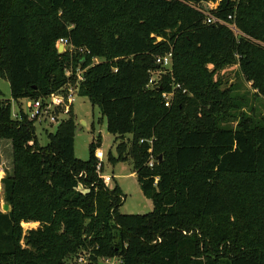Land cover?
Here are the masks:
<instances>
[{
  "label": "trees",
  "instance_id": "obj_1",
  "mask_svg": "<svg viewBox=\"0 0 264 264\" xmlns=\"http://www.w3.org/2000/svg\"><path fill=\"white\" fill-rule=\"evenodd\" d=\"M205 2L217 0H0V78L18 116L0 97L12 159L1 180L10 211L0 208V264H67L81 252L83 264H264V121L251 111L235 129L222 126L244 105L213 80L235 64L264 97V49L242 36L264 45V0H219L212 14L233 15L237 37L204 23L192 7ZM62 38L89 53L77 94L99 107L109 134L131 136L118 160H131L148 214L118 213L124 196L98 177L97 147L86 162L75 157L72 110L38 143L25 101L75 83L64 72L77 56L57 53ZM169 52L161 92L180 88L166 108L147 86ZM27 223L38 226L23 232Z\"/></svg>",
  "mask_w": 264,
  "mask_h": 264
},
{
  "label": "rangeland",
  "instance_id": "obj_2",
  "mask_svg": "<svg viewBox=\"0 0 264 264\" xmlns=\"http://www.w3.org/2000/svg\"><path fill=\"white\" fill-rule=\"evenodd\" d=\"M208 3V4H207ZM203 3L204 11H209L218 6L219 0L216 3ZM214 10V9H213ZM244 38L251 40L253 44L261 49L264 45L256 40H253L246 35ZM66 56H72L67 53ZM97 62L102 59H96ZM69 68L65 70L67 72ZM208 71L213 68L209 66ZM162 70L152 75L151 79L156 80ZM214 82H220L221 91H230L231 97L238 99L239 103L243 104L242 108H236L229 118L222 123V126L235 129L243 115H256L259 121H264V97L257 90L251 87V84L246 82L242 77L238 65H230L223 70L216 71L213 75ZM0 97L4 100L11 101V109L15 114L17 111L16 104L11 100L9 83L5 79L0 78ZM26 102V101H25ZM250 108V109H249ZM25 109V107H24ZM252 111V112H251ZM12 113V114H13ZM72 116H74V155L83 162L89 159V149L93 145L103 153V158L99 163L102 166L101 176L109 177L111 181L107 183L109 188L118 187L121 194L124 196L123 203L119 206L118 213L121 215H139L148 214L152 211V203L146 199L136 181L134 168L131 160H118L117 147L121 143L128 145L131 139L130 135L123 138L113 136L107 132L106 120L100 114V109L97 105H92L88 98L75 95V101L72 107ZM65 119V117H61ZM58 124L50 126L47 122L35 124V133L40 146H46L49 142L48 134L54 133ZM11 153L7 142L0 141V208L6 204L2 195L1 180L6 173L11 172ZM98 164V163H97ZM7 205V204H6ZM10 209V207H9ZM2 211V209H1ZM37 223L22 224L23 232L36 229ZM67 264H76V260L71 259ZM110 264H117L115 259L110 260Z\"/></svg>",
  "mask_w": 264,
  "mask_h": 264
},
{
  "label": "built area",
  "instance_id": "obj_3",
  "mask_svg": "<svg viewBox=\"0 0 264 264\" xmlns=\"http://www.w3.org/2000/svg\"><path fill=\"white\" fill-rule=\"evenodd\" d=\"M209 4H211V2ZM202 6L203 5H200V7L194 6L192 8L204 16L205 24L207 25L219 24V25L225 26L228 29H230L233 32L235 37L242 35L239 32V30L236 28L235 24L232 23V20L234 18L233 15L227 16L226 20L220 19L212 14L213 9L215 10L216 7L213 9H210L209 11H204V8H202ZM159 41L160 39H157V42ZM55 46H56V49L58 47H61L62 49L61 54L69 53L72 56H77V60H78L77 66L75 68L70 67L65 73V76L67 78H70L73 76L75 78V83L74 85H72L70 82H68L62 89H60L59 91L55 93L50 94L43 100L41 99H37L33 101L27 100L25 102V113H26L27 119L29 121H32L34 124L41 125L42 123L47 122L50 126H52L55 123L56 124L60 123L61 120H65L69 116L72 110L74 101H75V95L77 94V91H78L77 86L79 82L82 81L83 74L86 71L85 68H82L79 61L84 60L83 56L88 55L89 54L88 52H86L82 48H78V49L74 48L67 39H63V38L59 39L56 42ZM92 62L94 64L98 63L96 59H93ZM155 63L161 68L162 70L161 73L169 72L172 66L171 52L163 56L156 57ZM157 76L159 77L160 74ZM147 87L150 89L156 88V90L159 92H161L162 90L161 86L159 85L158 78L156 80L151 79ZM159 88L160 90H158ZM179 88H180V85L174 84L172 85V90L170 92H161V98H162L164 107L166 108L170 107L173 101L174 91ZM183 93H185L184 90H183ZM56 108H59L57 115L54 113V110ZM62 116L65 117V119H61ZM12 117L14 119L18 118L17 114H14V113L12 114ZM140 143H143V141L141 140ZM148 144L151 146L152 140H150ZM29 145H32V143H30ZM148 152L151 153V149H149ZM94 156L98 162V165H97V172H98L101 167L100 165L101 163L99 162L103 158V153L101 152V150L96 149L94 152ZM155 161L156 160L150 156L149 161L147 163L148 167L152 168ZM98 177L104 180V183L106 184L111 181V178L109 177H102L101 175H99ZM157 180L158 179L155 178V181H154L155 184ZM85 258H86V254H84V252L79 253L77 257L75 258L76 264L85 263ZM100 262L110 264V260H101Z\"/></svg>",
  "mask_w": 264,
  "mask_h": 264
},
{
  "label": "water",
  "instance_id": "obj_4",
  "mask_svg": "<svg viewBox=\"0 0 264 264\" xmlns=\"http://www.w3.org/2000/svg\"><path fill=\"white\" fill-rule=\"evenodd\" d=\"M57 53H58V54H61V53H62V49H61V47H58V48H57ZM79 63H80L81 66H82V65L85 63V60H81ZM158 90H160V88H159ZM58 110H59V108H56V109L54 110V113H55L56 115H57V113H58ZM157 160L160 161V160H161V156H158V157H157ZM1 209H2V212H3V213H7V212L10 211L9 206L6 205V204H3L2 207H1ZM140 215H144V214H140ZM98 264H107V263L99 262Z\"/></svg>",
  "mask_w": 264,
  "mask_h": 264
}]
</instances>
